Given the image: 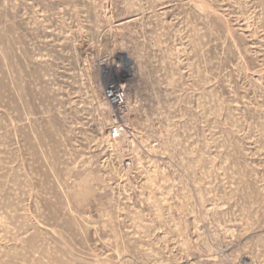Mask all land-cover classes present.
I'll list each match as a JSON object with an SVG mask.
<instances>
[{
  "label": "rangeland",
  "instance_id": "rangeland-1",
  "mask_svg": "<svg viewBox=\"0 0 264 264\" xmlns=\"http://www.w3.org/2000/svg\"><path fill=\"white\" fill-rule=\"evenodd\" d=\"M0 264H264V0H0Z\"/></svg>",
  "mask_w": 264,
  "mask_h": 264
},
{
  "label": "built area",
  "instance_id": "built-area-1",
  "mask_svg": "<svg viewBox=\"0 0 264 264\" xmlns=\"http://www.w3.org/2000/svg\"><path fill=\"white\" fill-rule=\"evenodd\" d=\"M106 93H107V96L110 98H111V95L114 94L115 99H116L114 101L120 106L123 105L124 99H123V93L121 89L115 88L114 85H108L106 88ZM111 133L113 137L119 136V127L117 126L114 127Z\"/></svg>",
  "mask_w": 264,
  "mask_h": 264
},
{
  "label": "bare ground",
  "instance_id": "bare-ground-1",
  "mask_svg": "<svg viewBox=\"0 0 264 264\" xmlns=\"http://www.w3.org/2000/svg\"><path fill=\"white\" fill-rule=\"evenodd\" d=\"M116 100V99H115Z\"/></svg>",
  "mask_w": 264,
  "mask_h": 264
}]
</instances>
